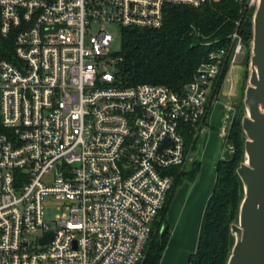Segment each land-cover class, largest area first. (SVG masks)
I'll list each match as a JSON object with an SVG mask.
<instances>
[{"label":"built area","instance_id":"obj_1","mask_svg":"<svg viewBox=\"0 0 264 264\" xmlns=\"http://www.w3.org/2000/svg\"><path fill=\"white\" fill-rule=\"evenodd\" d=\"M209 1L0 0L13 52L0 56V264H138L171 187L162 171L184 166L223 60L246 46L233 31L177 91L118 86L107 27H159L164 4Z\"/></svg>","mask_w":264,"mask_h":264},{"label":"trees","instance_id":"obj_2","mask_svg":"<svg viewBox=\"0 0 264 264\" xmlns=\"http://www.w3.org/2000/svg\"><path fill=\"white\" fill-rule=\"evenodd\" d=\"M246 1L210 0L194 7L166 3L159 27L119 28V50L111 52L118 69L115 75L118 86L151 82L167 85L174 91L180 90L192 79L200 61L210 50L226 44L233 31L242 36L245 52L250 50L253 9H247ZM0 56L6 60L13 58L12 37L0 35ZM226 65L222 69L220 66V70L224 72ZM240 119L241 116H237L231 120L226 138L232 143V156L229 160L216 162L214 187L202 213L197 248L189 254L186 264L226 263L232 246L228 229L236 219L242 195V185L236 174V167L243 158L244 137ZM184 139L191 148L195 146L197 139H192L190 133H186ZM198 168L199 160H194L188 169L175 165L163 169L162 173L171 176L172 186L150 224V234L144 245L145 256L138 264H158L169 236L165 216L169 198L184 179L191 181L195 178Z\"/></svg>","mask_w":264,"mask_h":264},{"label":"water","instance_id":"obj_3","mask_svg":"<svg viewBox=\"0 0 264 264\" xmlns=\"http://www.w3.org/2000/svg\"><path fill=\"white\" fill-rule=\"evenodd\" d=\"M251 29L244 113L240 119L243 158L236 167L242 195L236 219L228 229L232 246L225 264H264V0H257ZM51 233L47 231L39 242H47Z\"/></svg>","mask_w":264,"mask_h":264},{"label":"crops","instance_id":"obj_4","mask_svg":"<svg viewBox=\"0 0 264 264\" xmlns=\"http://www.w3.org/2000/svg\"><path fill=\"white\" fill-rule=\"evenodd\" d=\"M208 108L197 148L186 152L183 166L188 169L194 160H199V171L193 180L179 183L169 198L165 212L169 236L158 264H186L189 254L196 250L202 213L214 187L216 162L232 156L225 138L227 108L217 100Z\"/></svg>","mask_w":264,"mask_h":264},{"label":"rangeland","instance_id":"obj_5","mask_svg":"<svg viewBox=\"0 0 264 264\" xmlns=\"http://www.w3.org/2000/svg\"><path fill=\"white\" fill-rule=\"evenodd\" d=\"M255 4H256V0L246 1V7L248 10H252V9L254 10ZM107 29L111 34L114 35V39L110 43L109 49L112 52L118 51L119 50L118 48L120 46V33L117 30V27L114 25L108 26ZM249 52L250 50H247L245 53L239 55L238 57H235L234 62L230 61L229 59L230 55H229L226 62H223L221 66L222 69L223 66L227 64L225 71L223 72L220 70L217 78L213 83V93L209 99L210 103H212V101L214 100H217L218 102H222V104L227 108L228 116L226 118L227 129H226L225 138L229 130L231 120L233 118H236L237 116L242 117L244 113V107H242V100L244 96V88L245 85L247 84V78H248L247 75L249 72V60H248ZM198 141L200 140L198 139L195 142V146L193 148L191 147L187 148V151H192L196 149ZM226 142L231 146V150L233 151L232 143L230 141L228 142L227 138H226ZM186 146L189 145L186 143ZM42 205H43L42 219L50 227H54L55 216L59 213L57 209V207L60 205L59 201H57L53 195H46V197H44L43 199ZM144 256H145V252H143L140 261L144 258Z\"/></svg>","mask_w":264,"mask_h":264}]
</instances>
